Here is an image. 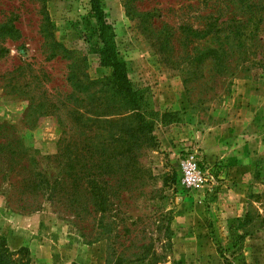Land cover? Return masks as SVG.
Masks as SVG:
<instances>
[{"label":"rangeland","instance_id":"obj_1","mask_svg":"<svg viewBox=\"0 0 264 264\" xmlns=\"http://www.w3.org/2000/svg\"><path fill=\"white\" fill-rule=\"evenodd\" d=\"M100 2L132 86L157 112L141 158L153 178L122 191L121 171L106 170L113 193L100 212L88 198L84 222L23 193L29 173L58 169L49 157L64 111L47 103L71 102L70 72L84 83L110 69L90 0H0V238L31 264H148L153 252L165 256L156 264H264V0ZM214 49L221 63L192 61ZM180 68L202 70L190 77L195 110ZM187 154L211 176L200 187L179 180Z\"/></svg>","mask_w":264,"mask_h":264},{"label":"trees","instance_id":"obj_2","mask_svg":"<svg viewBox=\"0 0 264 264\" xmlns=\"http://www.w3.org/2000/svg\"><path fill=\"white\" fill-rule=\"evenodd\" d=\"M90 4L102 42L98 50L100 63L110 69L109 74L101 80L86 78L81 74L82 77L85 76L84 85L70 72L68 79H74L71 85L76 93L69 94L68 99L71 102L60 100L58 103H47L56 111H64L56 115L62 130L57 141V152L49 157L55 161L58 169L54 176H49L47 171L29 173L23 192L33 199L41 196L62 205L76 221L82 222L88 215V198L93 201L95 210L100 212L104 210L107 197L113 193V187L107 186L103 178L106 170L109 173L116 166L121 171L122 191H130L134 181L142 185L153 178L150 170L141 163V158L146 150H152L155 145L152 131L157 116V112L151 108L146 91L134 88L127 76L125 62L115 49L113 29L105 18L100 0H90ZM168 58L175 59V56L171 54ZM206 59L221 63L223 54L214 49L197 54L192 61L202 63ZM77 60L82 64L85 58L79 56ZM180 71L190 110H195L197 104L194 101L190 77L194 78L199 71L202 74V70L196 72L195 69L180 68ZM217 72L227 73L224 70ZM109 91L110 94H107ZM26 121L32 122L30 118H26ZM73 130L77 135L74 139ZM14 142L20 144L14 139L10 143ZM22 150L31 159L34 157L28 147ZM87 174L93 178H87ZM88 193L91 195L88 196ZM169 246L168 243L165 245ZM164 257L153 252L148 264H156ZM0 264L31 263L23 247L12 251L0 238ZM108 264H122V260L117 257L114 261H108ZM227 264L249 263L236 256Z\"/></svg>","mask_w":264,"mask_h":264},{"label":"built area","instance_id":"obj_3","mask_svg":"<svg viewBox=\"0 0 264 264\" xmlns=\"http://www.w3.org/2000/svg\"><path fill=\"white\" fill-rule=\"evenodd\" d=\"M179 180L185 187H200L211 177L208 170L202 169L193 154L185 155L177 169Z\"/></svg>","mask_w":264,"mask_h":264},{"label":"crops","instance_id":"obj_4","mask_svg":"<svg viewBox=\"0 0 264 264\" xmlns=\"http://www.w3.org/2000/svg\"><path fill=\"white\" fill-rule=\"evenodd\" d=\"M237 91H242L241 87L238 86Z\"/></svg>","mask_w":264,"mask_h":264}]
</instances>
